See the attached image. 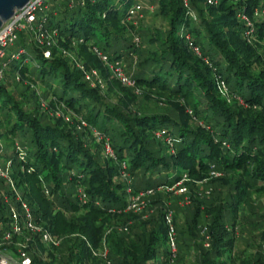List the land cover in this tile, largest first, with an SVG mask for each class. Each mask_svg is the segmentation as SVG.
I'll return each mask as SVG.
<instances>
[{"label": "trees", "instance_id": "1", "mask_svg": "<svg viewBox=\"0 0 264 264\" xmlns=\"http://www.w3.org/2000/svg\"><path fill=\"white\" fill-rule=\"evenodd\" d=\"M137 1L153 5L164 22L163 29L150 31L144 24L136 29L140 46L127 20ZM215 1L188 0L185 6L182 0H83L73 5L46 0L42 28L55 31L49 58L30 35L18 33L10 51L17 58L6 57L0 80V129L14 140L11 174L34 220L60 239L53 247H45L37 235L30 239L26 249L32 264L168 261L165 207L155 200L151 212L129 210L121 163L126 175L142 177L130 188L132 194L174 186L186 175L191 204L182 219L175 213L172 223L187 250H193L194 242H208L196 252V264H264V214L255 217L247 202L250 188L264 194V17L253 16L261 0ZM94 49L108 61L134 57L130 78L138 92L114 79ZM67 53L75 54L85 69H96L106 92L91 86ZM218 81L227 96L217 91ZM33 84L50 96L51 109L60 108L71 118L64 122L37 113L39 103L31 109L22 95L37 99ZM18 85L23 90L15 93ZM145 102L162 107L145 111ZM78 118L83 129L76 125ZM91 130L108 139L116 164L102 163L92 150L89 140L96 138ZM155 133L169 139L172 150L164 143L161 153ZM16 146L25 153L23 161ZM210 171L233 175L228 181ZM197 181L217 183L199 196L194 194ZM5 193L10 191L0 180L2 215L8 209L2 202ZM241 204L244 212L237 211ZM238 239L243 246L233 251ZM103 242L105 257L95 253ZM247 246L254 252L246 254ZM184 253L181 245L176 264Z\"/></svg>", "mask_w": 264, "mask_h": 264}, {"label": "built area", "instance_id": "2", "mask_svg": "<svg viewBox=\"0 0 264 264\" xmlns=\"http://www.w3.org/2000/svg\"><path fill=\"white\" fill-rule=\"evenodd\" d=\"M69 5L74 3L83 4V0H66ZM183 4L187 6L188 0H182ZM209 3H215V0H208ZM261 4L264 5V1L261 0ZM257 5L253 8L254 17H264V7L262 5ZM45 10H46V0H30L22 9L17 10L14 15L4 22L0 27V80L3 79L4 71L7 66V61L5 58L10 55L11 57L17 58V55L10 54L8 49L14 44L17 39L18 33L24 32L30 35L32 40L39 46H43V55L45 58L50 57L49 48L55 43V31L52 33H47L43 30L42 25L45 21ZM153 5L137 1L133 3L127 11V20L132 24L136 20L133 17L140 16L144 11H152ZM242 20L246 25L251 26L250 21L241 16ZM133 19V20H132ZM137 43L138 38H134ZM97 56L106 66V69L110 75L119 81L124 86H129L134 88L135 92L137 88L134 87V81L125 73L122 63L120 60L108 61L106 57L100 54L96 49H94ZM19 53L22 50H18ZM82 68V67H81ZM84 77L89 81L91 86H101L102 81L98 75L97 70L91 69L90 71L84 72ZM223 86V84H222ZM224 87V86H223ZM41 107H44V103L41 101ZM97 142H100L105 149L107 154L111 155V145L107 138L103 135L93 131ZM161 133H155L159 137ZM162 137V136H161ZM164 142H167L169 148L171 147L170 141L167 138H163ZM0 148H2L0 140ZM17 148V158L18 160H24L25 153L18 146ZM1 157V155H0ZM12 159L7 158L4 161V166L0 165V180L7 187L10 193H5L2 196V202L8 205L7 213L5 215L0 214V219H8L6 222L0 220V264H32L31 257L26 249V245L30 239H33L37 235L40 242L45 247L58 246L60 239L54 237L46 228L34 220L33 214L30 207L25 199H23L20 191L18 190L15 180L11 174ZM122 172L121 175L127 179V175L123 172L125 165L121 163ZM212 176H217L219 173L216 171H210ZM186 178L183 175L181 180ZM180 180V181H181ZM171 187L158 186L156 188H149L144 191L136 193L137 198L140 196H149L160 190H167ZM179 193H185L187 190L185 187L179 188ZM83 200V195H81ZM136 199L132 197L129 199L128 209L140 212L142 208L135 201ZM166 224H167V251H168V261L173 262L175 260V254L177 252L174 238L175 232L172 223V214L170 211L166 213ZM31 237H30V236ZM20 239L15 240L14 237ZM208 246V244H206ZM95 253L100 254L105 257L107 254V248L105 243H102L101 249L97 250ZM110 264L109 261H106Z\"/></svg>", "mask_w": 264, "mask_h": 264}, {"label": "rangeland", "instance_id": "3", "mask_svg": "<svg viewBox=\"0 0 264 264\" xmlns=\"http://www.w3.org/2000/svg\"><path fill=\"white\" fill-rule=\"evenodd\" d=\"M154 7L152 11H145L143 12L140 16L137 17L136 21L134 24H132V32H131V37L134 40V38H138V42L137 44L140 46L143 44V40L142 37L139 36V34L136 32V29H138L139 27H141V25H145L146 27L149 28L150 31L153 30V28H159V29H163L164 27V22L162 20H160L159 17H157L155 15V11H154ZM19 35V34H18ZM9 53L10 51H13V49L10 47L8 49ZM194 51L197 55H199V52L196 51V48H194ZM262 52V51H261ZM67 56L69 57V59L71 60V62H73L77 67L81 68L84 71H90L89 69H85L84 64L82 63V61L77 60L78 58L76 57L75 54L72 53H67ZM6 60V58H5ZM133 60H135V58L133 57ZM121 61L123 69L125 71V73L131 77L132 76V71L135 64V61ZM206 62V61H205ZM7 68V67H6ZM5 68V69H6ZM96 70V69H94ZM98 72V71H97ZM99 77L101 78L102 81V85L98 86V88L103 91L106 92V87H105V83H104V79L102 78V76L98 73ZM216 79V78H214ZM7 82V81H6ZM28 84V83H26ZM217 88V91L222 95L224 93L225 96H227L225 94L224 91V87L222 86V82L220 83V81L217 82V86H215ZM15 90V93H19L21 92V90H23V88L21 87V85L18 86H13ZM30 89H32L36 94H37V99L34 100V98L32 97H28L26 94L22 95V97L25 98V100H27L28 106L32 109L36 106L37 103H39V107L37 111V113L39 112H43L46 113L49 117H52L53 119L56 118H62V120L65 122L68 117H70V114L65 113V111H62L60 108H52L50 106H48V99H49V95L46 93V91L38 84H33L31 85ZM48 95V96H47ZM228 99V97L226 98ZM165 100V99H163ZM41 101L44 103V107H41ZM158 102V100H157ZM146 104H142L143 105V109L145 111H159L161 109L162 106L158 105V108L153 104V103H149V102H145ZM162 104L161 100H159L158 104ZM164 103V102H163ZM38 105V104H37ZM165 105V104H162ZM166 106V105H165ZM170 108V105L167 107V109ZM54 109V110H53ZM187 112V114H192L191 110L186 109L185 110ZM71 118V117H70ZM79 120V118L77 119V121ZM81 123V124H80ZM69 125H71V123H69ZM77 127L78 126H82L81 129H83V127L85 126V124L82 121H78V123L76 124ZM93 132V130H91ZM0 134H1V143L3 145V149H4V153L1 155L0 157V165L3 167L4 166V161L7 158H10V156H12V153H14V140L10 137H7L4 133L3 129H0ZM156 137V141H158V144L163 148V150H161V153H165L164 149V143L165 145H167V142H164V140H162L163 138L161 137V135L159 134V137ZM18 140L21 141L22 137L21 135L18 137ZM90 144H91V148L93 151H95L98 155L99 158L101 160L102 163L108 162V161H114V154H113V149L111 148V155L107 154V152H105V149L103 148L102 144L100 142H97L96 139H90L89 140ZM171 148V147H170ZM168 149V148H167ZM172 150V148H171ZM118 163V162H117ZM140 174V173H139ZM233 174L230 173L229 175H227L226 177L223 176V174L219 173L216 177H224L227 178L228 181L229 179H231L230 176H232ZM235 178L238 177V173L235 172L234 173ZM183 176V175H182ZM234 179V178H233ZM124 184L127 186V199H131L132 197H134L136 200V202L139 204V206L142 208V210L140 212L131 210L134 213L137 214H143L144 211H152V201L155 200H159V203H162V205L165 207V211L167 213V211H170L173 215H178L179 218H183L184 215L186 214L185 211V207H188L191 204V192L189 191L188 187L185 185L186 182V178L183 179V181H178L174 184L173 188H168L167 190H160L157 191L155 193H153L152 195L149 196H140L139 198H137V195L132 194L130 190V188H132L133 186H136L138 184H141L142 182V177L140 176H128L127 175V179L123 180ZM141 181V182H140ZM216 181H213L210 184L205 185V183L203 181H197V188L196 190L198 191V193H194V194H198L199 196H204L207 195L209 192H211V190H213V188L216 186ZM144 187V186H143ZM180 187H185L186 188V192L185 193H179V188ZM247 202L250 204V206L252 207V209L254 210L255 217L259 218L261 216H263L264 214V194L259 193L258 191L250 188L247 191ZM245 210H247L244 205H240L239 208L237 209V211H241L244 212ZM240 215L241 213H238V219H240ZM166 216V215H165ZM146 217V216H144ZM199 229L201 230L202 228L199 227ZM175 232V230H174ZM238 237V236H237ZM182 239H177L176 236L174 238V242H175V246H176V250L178 251V249L180 248V246L182 245V249L186 252V254L184 253L185 257L184 260H182V263H177V264H196V252L199 251V248H201V246L203 248H206L208 244L207 241L203 242V241H197L196 243L198 244V249H197V245L194 242V245L191 246L190 248H192L193 250L189 251L187 250V245L188 244H183L182 243ZM187 242V240H185ZM184 242V241H183ZM186 245V246H185ZM190 245V244H189ZM209 245V244H208ZM243 246V243L238 239L236 241V245L233 251H237L240 250ZM254 249L252 247L247 246V248H245L244 252L247 253H253ZM263 253H264V246H263ZM175 257L177 258V252L175 254ZM176 258L173 262H166L165 264H176ZM157 264H159L158 260L156 261ZM164 264V263H161Z\"/></svg>", "mask_w": 264, "mask_h": 264}, {"label": "water", "instance_id": "4", "mask_svg": "<svg viewBox=\"0 0 264 264\" xmlns=\"http://www.w3.org/2000/svg\"><path fill=\"white\" fill-rule=\"evenodd\" d=\"M30 0H0V27Z\"/></svg>", "mask_w": 264, "mask_h": 264}]
</instances>
